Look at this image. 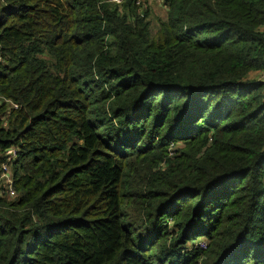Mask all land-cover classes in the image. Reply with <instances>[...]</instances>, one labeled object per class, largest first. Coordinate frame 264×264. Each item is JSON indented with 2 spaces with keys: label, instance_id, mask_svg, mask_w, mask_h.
Returning a JSON list of instances; mask_svg holds the SVG:
<instances>
[{
  "label": "trees",
  "instance_id": "16d2710c",
  "mask_svg": "<svg viewBox=\"0 0 264 264\" xmlns=\"http://www.w3.org/2000/svg\"><path fill=\"white\" fill-rule=\"evenodd\" d=\"M162 5L0 0V264H264V0Z\"/></svg>",
  "mask_w": 264,
  "mask_h": 264
},
{
  "label": "built area",
  "instance_id": "2783aa9c",
  "mask_svg": "<svg viewBox=\"0 0 264 264\" xmlns=\"http://www.w3.org/2000/svg\"><path fill=\"white\" fill-rule=\"evenodd\" d=\"M126 1H131L133 3V5H135L136 7H138L139 9H144V7H146L147 5L150 6V3L153 0H111V3L116 5V6H122ZM156 3L162 5L163 0H155ZM260 82L264 83V72H261L259 74V77L257 79ZM7 162L6 164L3 165L2 168V184H3V191L6 192V195L13 199L15 197V193L12 190V178H11V174L9 173V166L11 165L12 162H14L15 158H16V152L14 149H10L9 151H7Z\"/></svg>",
  "mask_w": 264,
  "mask_h": 264
},
{
  "label": "rangeland",
  "instance_id": "374dc122",
  "mask_svg": "<svg viewBox=\"0 0 264 264\" xmlns=\"http://www.w3.org/2000/svg\"><path fill=\"white\" fill-rule=\"evenodd\" d=\"M147 6L150 8L148 20L151 23V31L156 34L159 29V21L167 16V9L163 5L156 3L155 0L150 3V6Z\"/></svg>",
  "mask_w": 264,
  "mask_h": 264
}]
</instances>
